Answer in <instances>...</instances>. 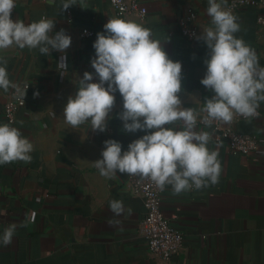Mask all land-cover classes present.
Wrapping results in <instances>:
<instances>
[{
	"label": "crops",
	"instance_id": "0c3cea01",
	"mask_svg": "<svg viewBox=\"0 0 264 264\" xmlns=\"http://www.w3.org/2000/svg\"><path fill=\"white\" fill-rule=\"evenodd\" d=\"M64 2L15 0L12 19L26 26L42 17L55 21L50 35L63 29L72 40L65 53L42 55L38 48L16 46L0 49L9 79L21 89L25 83L30 85L13 127L33 144L31 162L0 165V235L9 225H17L12 243L0 244V264H264V102L259 106L261 114L250 120L234 116L230 124L215 120L210 127L200 122L207 115L202 111L206 98L214 95L200 83L209 49L197 39L213 26L207 15L208 0H139L148 9L144 18L119 15L110 0H76V5L61 11ZM231 2L227 0L224 8L241 25L235 35L255 50L264 67V24L258 21L264 17V8L247 4L232 10ZM189 6L197 13L198 36L193 41L178 26ZM112 18L133 20L150 29L168 57L181 63L179 95L183 108L199 113L197 131L213 135L219 128L232 127L259 140L258 150L244 155L210 139L209 149L219 153L218 183L179 194L165 186L161 208L184 234L183 247L168 260L149 251L142 231L146 210L142 198L130 192L131 175L117 172L116 178L108 179L92 164L102 159L104 141L120 142L123 152L147 134L124 130L118 118L123 111L119 92L106 131H92L90 122L72 128L64 120L77 79L87 71L94 75L92 82H99L91 67L93 44ZM84 28L95 35L82 38ZM62 57L66 68L58 66ZM14 91L0 89V124L5 123L4 104ZM36 92L39 95L34 98ZM169 127L182 130V123ZM112 200L123 202L120 216L110 210ZM113 219L120 223L110 225Z\"/></svg>",
	"mask_w": 264,
	"mask_h": 264
},
{
	"label": "clouds",
	"instance_id": "9594fccd",
	"mask_svg": "<svg viewBox=\"0 0 264 264\" xmlns=\"http://www.w3.org/2000/svg\"><path fill=\"white\" fill-rule=\"evenodd\" d=\"M226 3L227 0H208L207 15L213 26L197 37L209 49V58L204 61L207 71L200 81L214 93L206 98L202 111L207 115L200 121L209 127L215 120L230 124L236 115L254 117L264 102V67L255 50L235 35L241 25L231 11L225 10ZM73 5L76 0H65L61 11ZM14 8L15 0H0V49L38 48L42 55H50L52 51L65 53L71 46V37L65 30L50 35L55 21L42 17L26 26L22 20L12 19ZM103 28L97 33L95 57L91 60L99 82H92L94 75L87 71L77 79V91L68 98L64 120L72 128L90 122L92 131H106L118 91L123 100L118 118L124 130L147 134L131 142L123 152L120 142L104 141L102 159L93 166L105 178H116L117 172L139 176L150 179L161 190L170 185L176 194L218 183L219 153L208 147L210 134L196 130L199 113L182 107L181 63L171 60L161 41L154 39L152 31L142 24L112 18ZM58 66L66 68L64 63ZM10 88L24 103L26 91L9 79L7 61L0 57V89L7 92ZM38 95L34 93V98ZM177 122L182 123V130L169 127ZM32 151L33 144L18 128L0 124V165L29 163ZM109 207L115 216L124 212L122 201L112 200ZM119 223L109 220L110 225ZM16 228L15 224L6 227L0 244H11Z\"/></svg>",
	"mask_w": 264,
	"mask_h": 264
},
{
	"label": "built area",
	"instance_id": "2783aa9c",
	"mask_svg": "<svg viewBox=\"0 0 264 264\" xmlns=\"http://www.w3.org/2000/svg\"><path fill=\"white\" fill-rule=\"evenodd\" d=\"M110 3L119 15L133 13L144 18L148 13V9L142 6L139 0H110ZM247 4L264 8V0H232L230 8L235 10ZM196 20L197 13L191 6L186 9V13L178 20L179 31L188 41H193L198 36ZM258 21L260 24H264V17H259ZM94 35V30L90 28L81 30V36L84 39L92 38ZM60 60V63H63L62 58ZM25 86H27V89ZM29 87L30 85L25 83L21 90L27 91ZM25 104L26 96L24 98V103H22L21 100L17 98L14 91L4 104L3 112L5 123L13 126L17 112ZM257 112L258 115L254 117L245 118L236 115V118L239 120H250L261 114L259 108ZM219 129V132L213 135L210 134V139L216 143H225L233 153L250 155L258 150L259 140L256 135L239 132L232 127ZM129 185L130 192L142 198L145 206L146 212L142 223V231L147 239L150 253L166 260L170 259L173 254L183 247L184 234L172 224L171 219L163 212L161 208L162 190L150 179H142L139 176L131 175L129 178Z\"/></svg>",
	"mask_w": 264,
	"mask_h": 264
}]
</instances>
